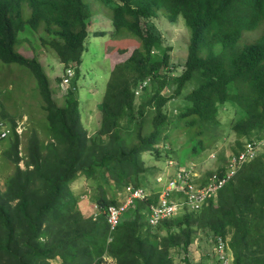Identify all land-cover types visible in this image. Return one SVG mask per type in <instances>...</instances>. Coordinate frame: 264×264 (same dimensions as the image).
<instances>
[{
  "label": "trees",
  "instance_id": "1",
  "mask_svg": "<svg viewBox=\"0 0 264 264\" xmlns=\"http://www.w3.org/2000/svg\"><path fill=\"white\" fill-rule=\"evenodd\" d=\"M105 1L113 10L115 41L129 35L137 43L124 61L114 65L98 105L99 127L88 135L76 78L59 103L44 65L18 48L20 34L28 27L40 34L42 47L59 56L65 71L74 68L78 76L91 27L88 4L0 0V60L24 66L35 77L48 135L45 141L32 130L23 168L21 135L14 119L10 125V142L3 153L15 170L4 189L0 186V264H102L106 256L114 258V264H177L176 251L183 253L186 264H193L189 249L199 231L208 232L210 239L228 236L235 264H264V151L241 166L200 210L184 211L156 226L149 225L147 214L159 190H150L148 200H138L123 213L111 241L104 213L96 219L86 217L80 196L71 190L79 173L92 180L108 172L120 192L129 185L144 187L148 171L144 153L157 159L171 157L172 149L158 146L174 140L169 130L181 123L197 144L192 149L204 150L223 137L219 115L227 106L233 111L234 154L247 141L264 138V0ZM156 9L171 22L183 18L190 29L179 73L172 67L173 48L161 30L142 23ZM259 27L260 37L237 45L246 31ZM167 89L173 91L163 95ZM176 96L184 103L174 115L166 108ZM226 161L199 181L206 183L214 171L222 174ZM101 189L96 196L101 210L121 203V198L108 197L107 188Z\"/></svg>",
  "mask_w": 264,
  "mask_h": 264
},
{
  "label": "rangeland",
  "instance_id": "2",
  "mask_svg": "<svg viewBox=\"0 0 264 264\" xmlns=\"http://www.w3.org/2000/svg\"><path fill=\"white\" fill-rule=\"evenodd\" d=\"M118 1V0H116ZM90 10L92 11L90 32L86 40V48L82 55V62L79 65L77 72L72 68L74 76L68 84H63L64 81H58V78L64 77V65L61 63L59 56H56L51 50L40 45L39 33L30 30L28 27L20 34V43L18 48L21 52L28 56L37 57L45 67V71L51 81L53 97L62 103L65 96L69 92L70 84L76 78V87L78 86V96L80 98V108L82 114V122L87 129L88 135L93 134L99 127L101 112L98 105L101 103L106 91V86L111 75V71L115 64L124 61L132 47L137 43L135 38L129 35L121 36L120 41H115L114 25L112 22L113 10L109 8L105 0H85ZM28 13L29 9H26ZM159 14V13H158ZM149 27H155L161 30L164 41L170 45L173 50L171 52L170 62L177 73L181 72L183 63L188 53V42L190 30L185 27L183 21L173 23L167 19L165 13L161 11L158 17L147 21ZM261 27L258 30L245 32L244 36L239 40L237 45H242L248 41L254 40L261 35L263 30ZM42 30V29H41ZM40 30V31H41ZM97 32V33H96ZM102 32V34H98ZM128 47L125 53L122 50ZM174 75V74H173ZM172 75V76H173ZM36 79L31 71L19 64H7L0 60V121L5 122L9 127L13 125L15 120L18 133L21 135V167H25L27 159V142L35 128L39 132L41 139L48 140V135L44 131V120L46 114L42 109L43 101ZM192 89V86H190ZM171 90H163L162 94H171ZM140 91H138L139 93ZM184 103L181 97H173L167 104L166 111L170 114L178 113V108ZM227 106L220 110V119L222 121L224 135L219 140L213 142L207 148L197 150L192 148L197 145L192 138H188V132H184L183 124L174 125L169 130L171 142H165L169 148L160 144L161 150L172 149L171 157H163L157 159L151 153L143 154L145 167L148 169L146 183L143 185L147 190H153L156 187L163 186L170 175L174 176V171L167 168V158L178 162L180 165L194 163L198 174L205 175V172L216 169L219 165L226 161V158L233 152L236 135L230 130V120L233 116L232 109ZM174 112V113H172ZM174 114V115H175ZM14 119V120H13ZM47 121V120H46ZM222 131V133H223ZM1 134V133H0ZM10 132L6 136L0 135V186L4 189L5 183L10 175L14 172L15 166L4 157V150L8 148ZM222 136V134H221ZM177 138V140H175ZM259 153L264 151V138H262ZM162 175V182L157 184V178ZM109 177V173L105 174ZM97 175L89 180L82 173L72 181L71 190L75 195H79V206L81 211L88 216H95L97 211L96 196L102 192V187L108 189V197L116 196L118 199L123 197V191L120 192L115 186V179ZM158 185V186H156ZM154 233V232H153ZM162 231V234H165ZM160 233V235H162ZM209 233L199 231V235L195 238L194 243L190 246V260L193 264H212L210 252L212 247L209 246ZM175 261L177 264H186L183 260L182 252H174ZM205 254V255H204ZM207 257V258H206ZM59 261V260H58ZM54 260L55 263L58 262ZM115 259L105 257L102 264H114Z\"/></svg>",
  "mask_w": 264,
  "mask_h": 264
},
{
  "label": "built area",
  "instance_id": "3",
  "mask_svg": "<svg viewBox=\"0 0 264 264\" xmlns=\"http://www.w3.org/2000/svg\"><path fill=\"white\" fill-rule=\"evenodd\" d=\"M73 76L72 68H67L62 83L68 84ZM10 130L11 128L5 122L0 121L1 137L6 136ZM261 144V141L247 142L238 154L229 156L225 171L222 174L214 171L204 184L199 181L203 175L198 174L194 163L183 166L172 159L167 160V169H173L175 174L174 176L170 175L166 183L161 185L157 202L150 205L147 214L149 225L156 226L162 219L176 216L187 210H200L204 202L234 177L241 166L257 157ZM162 179L163 176L160 175L157 182L160 184ZM151 195V191L144 187L129 185L123 189L120 204H110L104 210L95 205L98 212L95 213L94 219L99 213H104L110 230L109 241L112 240L113 233L119 226L123 213L133 207L138 200H148ZM210 241L212 242V251L210 252L212 264H235L228 236L216 235Z\"/></svg>",
  "mask_w": 264,
  "mask_h": 264
},
{
  "label": "clouds",
  "instance_id": "4",
  "mask_svg": "<svg viewBox=\"0 0 264 264\" xmlns=\"http://www.w3.org/2000/svg\"><path fill=\"white\" fill-rule=\"evenodd\" d=\"M161 11H163V10L156 9L154 15L150 18V20L153 19V18H155V17H158V16L161 14ZM163 12H164V11H163ZM158 13H159V14H158ZM164 13H165V12H164ZM165 16H166V14H165ZM166 17H167V16H166ZM167 19H168V17H167ZM168 20H169V19H168ZM147 21H148L147 19H143V20H142V23H143V24H146ZM169 21H170V20H169ZM179 21H183L185 27H187L183 18H179L178 22H179ZM173 23H177V21H176V22H173ZM261 28H262V27H261ZM261 28H260V29H261ZM262 29H263V28H262ZM189 30H190V29H189ZM256 30H258V29H256ZM252 31H255V30H252ZM246 32H249V31H246ZM114 33H115V30H114ZM243 36H244V34H243ZM243 36H242V37H243ZM132 38H134V37H132ZM189 38H190V37H189ZM135 39H136V38H135ZM186 57H187V56H186ZM165 72H166V71H165ZM64 73H65V72H64ZM70 85H71V84H70ZM70 85H69V86H70ZM167 90L169 91L170 89H167ZM256 141H257V140H256ZM258 141H262V139H261V140H258ZM247 142H249V141H247ZM247 142H246V143H247ZM246 143H245V144H246ZM243 148H244V147H243ZM239 152H240V151H239ZM233 154H234V153H233ZM166 162H167V161H166ZM166 169H167V168H166ZM172 170H173V169H172Z\"/></svg>",
  "mask_w": 264,
  "mask_h": 264
},
{
  "label": "crops",
  "instance_id": "5",
  "mask_svg": "<svg viewBox=\"0 0 264 264\" xmlns=\"http://www.w3.org/2000/svg\"><path fill=\"white\" fill-rule=\"evenodd\" d=\"M156 181H157V180H156ZM157 184H158V182H157ZM156 186H158V185H156ZM146 188H147V187H146ZM155 189H156V190H160L161 188L158 186V187H156ZM156 190H155V191H156ZM110 259H111V257H110Z\"/></svg>",
  "mask_w": 264,
  "mask_h": 264
}]
</instances>
